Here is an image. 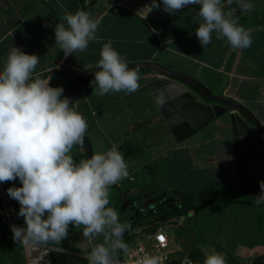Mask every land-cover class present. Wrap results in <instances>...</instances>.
<instances>
[{
    "label": "clouds",
    "instance_id": "clouds-1",
    "mask_svg": "<svg viewBox=\"0 0 264 264\" xmlns=\"http://www.w3.org/2000/svg\"><path fill=\"white\" fill-rule=\"evenodd\" d=\"M233 4L245 14L254 10L251 0H162V10L171 15L198 5L193 21L198 23L195 36L202 48L212 43L215 33L217 40H226L233 50H244L252 45V30L239 25ZM159 8L152 0L142 9L148 10L142 19ZM101 19L90 11H65L63 22L54 28L55 43L65 57L86 51L89 42L99 39L96 33ZM99 57L92 81L97 96L139 90L140 67L130 68L112 41L103 44ZM39 59L11 47L0 71V183L18 179L22 185L6 190L9 198L18 202L17 215L24 220L23 227L10 225L12 239L25 247L47 252L51 246L63 252L60 245L72 225L92 245L86 257L88 264H121L120 254L129 252L123 236L132 225L121 222L116 209L109 206L110 189L128 177V165L116 144L78 163L74 160L71 152L74 146L84 144L87 120L63 96L62 87L49 83L51 76L43 79L35 73ZM259 188L260 195L252 198L257 205L264 203V181L259 182ZM101 236L102 242L93 243ZM184 259L185 264H197ZM134 264H161V258L144 252ZM203 264L227 262L222 252H211Z\"/></svg>",
    "mask_w": 264,
    "mask_h": 264
},
{
    "label": "crops",
    "instance_id": "crops-1",
    "mask_svg": "<svg viewBox=\"0 0 264 264\" xmlns=\"http://www.w3.org/2000/svg\"><path fill=\"white\" fill-rule=\"evenodd\" d=\"M21 1L0 0V71L3 69L8 49L11 47H18L26 54H34L40 58L35 69V73L39 74L40 78L60 77L65 85L68 84L70 77L74 74L76 76L82 70L95 67L100 58L97 56L100 52V46L95 45L96 41L89 42L86 51L74 52L73 55L65 57L64 53L56 45L54 36L53 39L49 38L48 40L43 37L42 39L44 40H41L40 44L37 45L36 41L30 38V35H28L29 38L22 35L26 32L31 34L35 31L37 35L45 32V22L48 18L44 19V17H41L39 26H37V20H34L31 24L25 23L22 27L23 31L16 32L17 27L20 29L21 23L18 17L12 14L17 16L23 14L27 17L28 14L32 13L30 6L33 9L36 4L35 0H26L24 4H21ZM253 1L252 3L256 4ZM81 2L86 11H88V6L92 3L91 13L93 16L102 18L97 31V36L100 38L104 35L103 32L108 30L109 24H105V22L108 19L115 21L111 16L120 17L127 14L129 16H137L135 21H139V29L131 27V30L133 32L137 29L139 34H135L138 36L137 39L129 40V47L134 46L133 50L137 47L140 50V54H134L131 49L128 52H120L128 63L153 62L194 78L212 94L222 96L248 110L261 126L262 135L264 136V25L260 24V22L264 21H259L257 14H252L254 12L245 14L235 4L231 6L237 9L236 16L238 17L239 25L252 30L253 42L251 47L244 50H233L226 40H217L215 33H213L212 43L202 48L195 36V29L198 27V23L193 21V17L199 10L198 5H189L179 12L169 15L162 10V0H156L160 8L154 9L147 15L146 19H142L148 12L147 9H142L145 6H150L152 0H81ZM5 3H7L6 9L2 6ZM60 3L65 7L64 12L55 8V4L48 5L47 11H55L60 15L59 12L75 13L77 10H81L78 0H63ZM246 16H249V22H245L244 17ZM59 17L61 18V16ZM152 29L156 31L153 32ZM144 40L151 42H144ZM149 47H152V50L148 51L147 48ZM179 53L190 55L195 57V59ZM78 67H80V70H78ZM146 75H150V73H146ZM145 77L140 74L138 91L132 94L120 92L105 103L103 112L96 108L100 103L92 90V88L96 87L95 83L92 84L91 82L84 87L73 100L72 106L87 121L90 115L98 116L97 121L99 123L97 125L88 124L86 133V137L92 147V153L106 152L113 144L120 147L123 143L128 142L131 147L133 146L132 140H126L130 138L123 137L125 133L122 134L123 136L116 137V128L111 129L108 126L113 125L108 124L109 121H116V119H119L117 124L120 125L124 124L122 118L129 117L132 124L124 126L131 130L130 134L133 131L136 132V138L139 137V140L142 141V149H138L136 153H132L130 157L125 159L129 175L118 183L119 192L127 189L125 187L129 181H132L130 179L134 174H138L141 171L145 172L144 177L143 172L141 175V185H143V182L149 181L146 170L148 172L151 171L152 174L156 168L155 190L154 192L146 191L148 203L152 198L160 196L164 191L178 189L181 193L182 189H184L183 187H187L188 179L191 178L196 183V188L192 189L194 191L193 194L222 182L234 185L236 197L239 196V193L240 197L244 196L243 189L237 186L234 181L229 115L218 117L197 129L188 138L181 142H176L151 98L144 82ZM49 83H52V79ZM218 104L224 106L221 103ZM106 110L109 112L108 114ZM132 111H135V114H132ZM232 113L238 115L236 112ZM93 127L98 132L103 128L104 137H98V134L95 136L91 134ZM140 137H143V139ZM84 148V144L74 146L75 155H72L74 160L79 154L83 156V159L86 157ZM201 172L210 174V180L211 182L214 180V183L198 182L196 175ZM8 183H0V197L1 193H3L7 199V203H3L4 201L0 198V203H2L4 209L6 205L8 206V211L6 212L8 221L12 225L23 227V217L17 215L19 204L14 199L9 198L6 192L10 187H21L22 185L15 184L14 181H10L11 186L4 185ZM147 202L143 203L141 207L145 206ZM116 207L114 206L113 208ZM126 207L122 208V211L124 210V212L129 214L131 208L129 206ZM200 212L201 210L196 213ZM132 220L130 218L129 222L131 223ZM153 220L144 216L136 227H142L144 221L147 222V225H154L155 221ZM2 221H4L3 218ZM70 227L72 228L73 226L69 225ZM169 239L171 242V238ZM71 240L70 246L64 247L60 245V247L71 248L73 251L77 250L76 252L80 253L83 250V253L85 251L90 252L92 245L83 238L82 233L73 235ZM102 240L103 237L101 236L93 243L102 242Z\"/></svg>",
    "mask_w": 264,
    "mask_h": 264
},
{
    "label": "rangeland",
    "instance_id": "rangeland-1",
    "mask_svg": "<svg viewBox=\"0 0 264 264\" xmlns=\"http://www.w3.org/2000/svg\"><path fill=\"white\" fill-rule=\"evenodd\" d=\"M63 0H35L36 4L34 5V8L31 7L30 14L27 15H15L12 14L15 17H18L20 20V29L17 27V31H21L22 27L25 23H32L34 20L38 21L37 26L40 25L41 17H44V19H47L45 22V32H42L41 34L37 35L34 32L29 34L30 32L23 33V36L28 37L30 35V38H32L34 41H36L37 45L40 44L43 37H45L46 40L49 38L53 39L54 36V28L55 25L59 22H63L59 16L64 15L65 7H61V3ZM253 0H251L252 2ZM26 0H22L20 3L24 4ZM256 4L254 5V10L252 14H257L259 16V21H264V0H254ZM33 5V3H31ZM55 4L54 7L60 9L59 12L60 15H58L55 11H47L48 5ZM7 3L3 4L2 6L4 9ZM36 11V12H35ZM28 13V12H27ZM10 14V15H11ZM250 14V13H248ZM260 14V15H259ZM50 17V18H49ZM115 21L109 20L105 22V24L108 25V30L104 31L102 35V38L99 37L98 40H96L95 45H99V51L101 50V47L104 43L108 42L109 40L112 41V47L120 52H128L131 49L134 54H140V50L135 48L133 50L134 46L129 47V40L137 39L138 36L135 34H139L137 29H139L140 23L139 21H135L137 19V16H129L127 15H121L119 16H111ZM249 17V16H248ZM247 16L244 17L245 22H249L250 18ZM58 21V22H57ZM104 23V22H103ZM261 25H264V22H260ZM131 27L137 28L132 32ZM23 31V30H22ZM38 33V32H37ZM98 35V33H96ZM29 38V37H28ZM15 42H17L15 40ZM54 42V41H52ZM144 42L150 43L151 41L144 40ZM53 45V44H52ZM55 45V44H54ZM121 47V48H120ZM39 48V46H38ZM127 48V49H125ZM148 51L152 50V47L147 48ZM146 52V51H142ZM25 53V52H24ZM61 54V52H60ZM121 54V53H120ZM99 56V53L97 54ZM153 63V62H151ZM78 70H80V67H78ZM148 73V72H147ZM75 74L70 77V80L74 78ZM67 78V77H66ZM53 82L51 83L52 86L57 85V87L65 88V83H62V78L60 77H52ZM92 90L95 92V97L97 101L100 103L96 108L99 109V111H104L105 103L111 98H114L117 96L120 92H113L109 94H105L104 96H97V86L92 88ZM92 101V100H91ZM89 102V101H88ZM108 105V104H107ZM109 106V105H108ZM145 113L144 111H142ZM106 113L109 112L106 110ZM132 114H135V111H132ZM124 120V124H117L119 123V119L109 121L108 125L111 127V129L116 128L117 133H115L116 137H120L123 133V137H127L130 139L126 140H132L133 146H132V153H136L138 149H142V141L139 140V137L136 138L137 134L133 131V133L130 134L131 130L124 125L132 124L129 117L122 118ZM98 116H92L90 115V118L88 119V124H98L99 122ZM113 122V123H112ZM126 123V124H125ZM123 125V126H122ZM90 132L94 136L98 134V137H104V129L101 128L98 132L95 127ZM264 137V136H262ZM136 138V139H135ZM143 139V137H140ZM74 148L71 152V155L74 154ZM142 154V153H141ZM81 159H83L82 155H78L75 159V161L78 163ZM156 168L154 172L151 174V171L148 172L146 170V173L149 177V181L143 182V185H141V175L143 172L144 177V171H141L138 174H134V176L130 179L132 181H129L127 186L124 189L119 192V184H117L114 187H111L110 189V207L117 206L115 209L119 214V219L121 222H129L130 218L135 217L134 210L139 209V211L143 212V216L150 217L151 216L146 215L145 210L147 209L149 212L151 209L154 208V204L152 202H147V194L146 191L154 192L156 187ZM139 175V176H138ZM183 177V176H182ZM192 179V178H191ZM188 179L189 182H187V187H183L181 193L183 197H187L189 201H191V198L194 199H200L199 197L196 198V195L193 194L194 191L192 189H195V182L194 180ZM196 180L205 182L206 184H213L210 180V174L208 173H197ZM15 184L20 185L19 180H14ZM6 186H11V183L4 184ZM17 185V186H18ZM15 186V185H13ZM19 187V186H18ZM198 187V186H197ZM234 185L230 184H223L222 182H218L216 186H209L208 188L203 190V196L202 198L205 199H213L218 198V201L212 206L207 207L206 209H203L201 213H189L185 219H182L179 221L180 223L174 224L173 222H169L168 228H165L166 224L162 223L160 226L165 229L167 232L169 238H171L170 246L172 247V257L175 256V258L172 260L171 264H176L179 257V252L190 245L194 247H198L202 250L204 255L211 253V252H222L226 257L227 264H250V262L257 257L259 254L264 252V233H262L263 226L259 227L257 226V222H259L262 217L264 218V207H259L255 204H251L250 201H253V196H255V193L252 190H243L245 195L240 197H236L235 193V187L233 189ZM239 192V191H238ZM134 195V197H133ZM137 196V197H136ZM1 200H3V203H7V199L4 197V194L1 193ZM176 198V197H175ZM190 198V199H189ZM243 198L247 200H243ZM177 199V198H176ZM186 200V201H188ZM1 202V201H0ZM147 202V204L143 207L141 205L143 203ZM164 202V199L159 200V206L160 209L163 207L162 203ZM5 206V204H4ZM126 206H129L131 208V212L128 214L127 212L122 211V208H125ZM158 205L156 207H159ZM127 208V207H126ZM4 209L2 207V203H0V218L4 219L3 223H5L6 228L8 229V232L5 233L2 237V242L6 243L12 239V232L10 229L11 222L8 221L6 217V213L1 214V211ZM6 212L8 211V206H5ZM168 209V208H167ZM145 219V218H144ZM176 219V218H175ZM178 220V219H177ZM139 223V221H138ZM264 223V222H262ZM140 224V223H139ZM260 229H259V228ZM1 233V230H0ZM82 231L80 229H76L74 227H70L68 231V236L66 239H64L61 243V246L68 247L71 244V239L73 235L81 234ZM72 235V236H71ZM74 240V239H73ZM15 250H17V255L20 258L19 261L22 264H27L25 256L23 255V250L25 249L28 251L29 247H25L20 243L15 242ZM3 251L5 253L8 252V248L6 245L1 244ZM62 248L66 253L58 252L56 250H52L51 254L49 255L48 263L50 264H72L75 259L81 257L85 258L84 255H88V251L76 252L77 250L71 249V248ZM40 248V247H38ZM50 248H53L51 246L48 247L47 250H50ZM44 249V248H43ZM55 249V248H54ZM66 249V250H65ZM69 249V250H68ZM81 250V249H78ZM73 251V253H71ZM77 254V255H76ZM74 255V256H73ZM13 257H16L14 253L12 254ZM77 256V257H75ZM31 258H38V251L33 250L31 252ZM51 259V260H50ZM178 264H185L184 263V257L182 260L179 261Z\"/></svg>",
    "mask_w": 264,
    "mask_h": 264
},
{
    "label": "water",
    "instance_id": "water-1",
    "mask_svg": "<svg viewBox=\"0 0 264 264\" xmlns=\"http://www.w3.org/2000/svg\"><path fill=\"white\" fill-rule=\"evenodd\" d=\"M128 64L130 68L139 66L140 71L161 75L162 78L145 77L144 82L176 142L188 138L197 129L218 117L229 115L234 181L241 188L252 190L255 196H259L261 191L259 182L264 181V163L261 158L262 155L264 159V144L258 139L261 126L253 115L241 105L212 94L194 78L182 72L151 62ZM96 71L98 69L94 67L80 72L64 88L63 96L73 102L76 95L94 80ZM161 96H163L162 104ZM231 109L244 117L233 114ZM84 146L86 159L90 158L93 154L92 147L86 136Z\"/></svg>",
    "mask_w": 264,
    "mask_h": 264
},
{
    "label": "trees",
    "instance_id": "trees-1",
    "mask_svg": "<svg viewBox=\"0 0 264 264\" xmlns=\"http://www.w3.org/2000/svg\"><path fill=\"white\" fill-rule=\"evenodd\" d=\"M78 1L80 3L81 10L86 11V9L83 7L81 0H78ZM92 6H93V4L90 3V5L88 6V11H90V12L92 11ZM142 72H145V71H140V74ZM146 72H148V71H146ZM52 82H53V80H52ZM55 86L57 87V85H55ZM131 149H132L131 144L128 142L123 143L119 147V150L124 155V159L131 156V154H132ZM217 184L218 183H216L214 186H216ZM203 193H204L203 190L199 191V193H197L195 195H196V198L199 197L200 199H194V198L190 199L189 198L191 200V201H189L187 199V197L182 196V193H180V191L178 189H173L170 191H164L163 193L160 194V196L152 198V200L150 202H152L154 204V208L151 209L150 212L146 209L145 213H146V215H149V216L154 218V220H153V218H152V220L155 221L156 225H161L162 223L165 222L164 223V224H166L165 227L168 228L169 222L175 221L176 222L175 224H177L182 219H185V217L189 213H191V212L196 213L197 211H200V210L202 212L203 209H206L207 207H212L218 201V198H213L211 200L202 198L203 196H205V194H203ZM175 196L177 197V199L175 198ZM162 199H164V202L162 203L163 207L160 209L159 200H162ZM186 200H188V201H186ZM251 204H254V203H251ZM157 205L159 207H156ZM257 206H261V205H257ZM134 215H135V217H133L132 218L133 220L131 221V225H132L131 230L126 231L124 233V236H123V240L127 245L129 242H131V240L134 237V235H132L133 229L140 223V219L142 217H144L143 212L139 211V209L134 210ZM138 221H139V223H138ZM262 222H264L263 217L259 222L256 223L257 226L262 227L263 226L262 224H264ZM144 223L147 224V222L144 221L142 223V225ZM0 230H1L0 247H2L1 244H3V245H6V247L8 248L7 253H5L2 248H0V264H22V263H20L21 260L19 261L20 258L17 255L18 251L15 250V248H16L15 242L12 240H10L6 243L2 242V237H3V235H5L6 232H8V229L6 228V225H5V223H3L1 218H0ZM262 233H264V228H263ZM13 253H14V255H16V257L12 256ZM121 255H123V253H121L120 256ZM173 257H175V256H173ZM183 257L191 259L192 261L197 262V264H203V261L205 259V255L202 252V250L200 248L194 247L192 245H190L189 247H187L183 251L181 250L179 252V257H178L179 259H178L176 264H178L179 261L182 260ZM72 264H88V261H87V259L77 258L74 260V262ZM250 264H264V252L259 254L257 257H255L250 262Z\"/></svg>",
    "mask_w": 264,
    "mask_h": 264
},
{
    "label": "built area",
    "instance_id": "built-area-1",
    "mask_svg": "<svg viewBox=\"0 0 264 264\" xmlns=\"http://www.w3.org/2000/svg\"><path fill=\"white\" fill-rule=\"evenodd\" d=\"M6 213V209L1 211V214ZM166 228V227H165ZM132 235H134L133 240L129 243V252L127 255H121L120 260L121 264H134V260L142 255L144 252H149L153 255H159L161 258V264H171L172 260L175 258L170 257V239L165 231L159 225H145L142 227H136L132 231ZM33 250L38 251V258H31V252ZM52 250H56L54 248H50V250L45 251L43 248L38 247H29L28 251L23 250V255L25 256L27 264H50L48 263L49 255ZM66 253L67 252H62ZM73 253V251H71ZM77 255V254H76ZM74 256V255H73ZM77 257V256H75ZM81 257L82 259H86ZM51 260V259H50ZM185 263V259H184Z\"/></svg>",
    "mask_w": 264,
    "mask_h": 264
},
{
    "label": "flooded vegetation",
    "instance_id": "flooded-vegetation-1",
    "mask_svg": "<svg viewBox=\"0 0 264 264\" xmlns=\"http://www.w3.org/2000/svg\"><path fill=\"white\" fill-rule=\"evenodd\" d=\"M142 74H144V73H142ZM153 75H160V74H153ZM152 75V76H153ZM144 76H147L146 74H144ZM232 112H235L234 110H231ZM238 115H240L241 117H244L242 114H238ZM263 135H262V131L260 132V134H259V141L261 142V143H263L264 144V137H262ZM256 143H257V141H256ZM85 147V146H84ZM256 147H257V145H256ZM85 149V148H84ZM86 150V149H85ZM85 154H86V152H85ZM261 158H262V162L264 163V159H263V157H262V155H261ZM85 159H86V157H85ZM233 170V174H234V169H232ZM237 185V184H236ZM240 187V186H239ZM241 188V187H240ZM255 193V192H254ZM253 197H256V196H253ZM245 200H247V199H245ZM249 202H251V203H254V201H250V200H248ZM259 205H261V206H259V207H264V203H261V204H259Z\"/></svg>",
    "mask_w": 264,
    "mask_h": 264
},
{
    "label": "bare ground",
    "instance_id": "bare-ground-1",
    "mask_svg": "<svg viewBox=\"0 0 264 264\" xmlns=\"http://www.w3.org/2000/svg\"><path fill=\"white\" fill-rule=\"evenodd\" d=\"M254 204H255V202H254Z\"/></svg>",
    "mask_w": 264,
    "mask_h": 264
}]
</instances>
